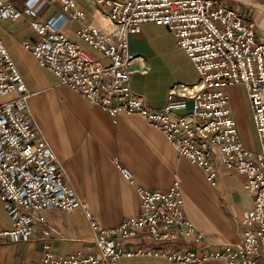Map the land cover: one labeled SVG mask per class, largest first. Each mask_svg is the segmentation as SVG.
I'll return each instance as SVG.
<instances>
[{
	"label": "built area",
	"instance_id": "built-area-1",
	"mask_svg": "<svg viewBox=\"0 0 264 264\" xmlns=\"http://www.w3.org/2000/svg\"><path fill=\"white\" fill-rule=\"evenodd\" d=\"M94 1L107 9L116 30L83 26L79 36L106 63L50 23H32L40 39L23 47L61 85L110 117L138 114L156 127L180 156L202 168L211 186L218 184L217 163L244 175L252 207L244 214L243 237L215 249L203 243L185 214L178 181L165 191L136 186L139 213L112 228L100 227L43 137L29 110L30 92L0 41V96L16 94L0 104V198L12 218L11 227L0 230V241L30 237L47 208H80L94 236L93 251L55 256L47 245L40 264H121L125 256L163 257L174 264H264V44L256 39L254 25L212 0ZM50 2L59 3L70 20L84 21L75 0ZM20 14L8 0H0V20ZM146 22L166 26L198 73L196 83H178L168 92L170 103L174 98L190 101L185 114H177L170 103L152 109L132 88L129 36ZM233 85L246 89L259 151H250L241 140L227 94Z\"/></svg>",
	"mask_w": 264,
	"mask_h": 264
},
{
	"label": "crops",
	"instance_id": "crops-1",
	"mask_svg": "<svg viewBox=\"0 0 264 264\" xmlns=\"http://www.w3.org/2000/svg\"><path fill=\"white\" fill-rule=\"evenodd\" d=\"M8 1L21 14L16 19L0 20V41L31 93L28 104L43 137L64 164L94 220L105 229L112 228L139 213L136 186L165 191L178 181L185 214L203 243L215 249L240 241L244 214L252 207L244 175L217 163L218 184L211 186L202 168L180 156L156 127L138 114L110 117L101 107L61 85L23 47L26 41L40 39L32 23H50L53 29L106 63L100 52L82 41L79 32L83 26L114 32L116 27L107 9L94 0H75L85 14L81 22L70 20L61 5L50 0ZM212 1L237 10L245 22L254 25L256 39L264 44V0ZM129 50L133 56L132 88L152 109H162L170 103L168 92L173 85L198 81V73L188 55L178 46L173 33L160 23L140 24L129 36ZM227 94L244 146L250 151H259L245 87L230 86ZM15 95L0 96V104ZM170 105L177 114H185L191 107L190 101L177 98ZM43 217L42 223L34 225L30 237L0 241V264H40L47 245L55 256L85 255L93 251L94 236L83 210L51 207L43 211ZM11 224V215L0 198V230L9 229ZM121 264L174 263L163 257L125 256ZM201 264L226 263L210 260Z\"/></svg>",
	"mask_w": 264,
	"mask_h": 264
},
{
	"label": "rangeland",
	"instance_id": "rangeland-1",
	"mask_svg": "<svg viewBox=\"0 0 264 264\" xmlns=\"http://www.w3.org/2000/svg\"><path fill=\"white\" fill-rule=\"evenodd\" d=\"M73 90V89H72ZM30 96H31V93H30ZM29 100V99H28ZM29 110H30V112H31V109H30V107H29ZM32 113V112H31ZM32 116H33V114H32ZM33 118H34V120L36 121V119H35V117L33 116ZM37 122V121H36ZM242 140V139H241ZM227 170V169H226ZM175 182V181H174ZM173 182V183H174ZM172 183V184H173ZM81 201L83 202V200L81 199ZM184 201V200H183ZM83 204H85L84 202H83ZM183 204H184V202H183ZM86 205V204H85ZM94 216H92V218H93ZM87 219V218H86ZM87 221H88V219H87ZM96 221V220H95ZM190 221V220H189ZM89 223V222H88ZM96 223H97V221H96ZM98 224V223H97ZM120 224V223H119ZM99 225V224H98ZM100 226V225H99ZM193 226V225H192ZM101 227V226H100ZM103 228V227H102ZM105 229V228H104Z\"/></svg>",
	"mask_w": 264,
	"mask_h": 264
}]
</instances>
